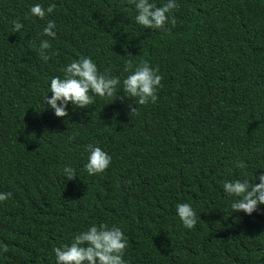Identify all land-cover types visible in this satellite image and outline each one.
<instances>
[{"label": "trees", "instance_id": "trees-1", "mask_svg": "<svg viewBox=\"0 0 264 264\" xmlns=\"http://www.w3.org/2000/svg\"><path fill=\"white\" fill-rule=\"evenodd\" d=\"M176 3L174 25L147 29L128 0H0V193H11L0 264H56L55 247L101 223L124 232L126 264H264V204L233 211L223 191L264 171V0ZM34 4L55 9L40 19ZM49 20L55 36L39 35ZM81 57L121 80L126 61L147 60L162 76L156 103L94 96L56 117L43 103L50 80ZM88 144L111 156L103 173L84 168ZM178 203L194 209V228Z\"/></svg>", "mask_w": 264, "mask_h": 264}, {"label": "clouds", "instance_id": "clouds-1", "mask_svg": "<svg viewBox=\"0 0 264 264\" xmlns=\"http://www.w3.org/2000/svg\"><path fill=\"white\" fill-rule=\"evenodd\" d=\"M136 10L135 21L147 29H162L166 23L175 24V20L169 21L168 13L175 10L178 5L176 0H167L162 6H157L151 0H128ZM54 4L45 9L40 4L30 7L33 16L44 19L46 13H52ZM13 32H19L23 24L19 20L12 21ZM56 25L49 20L43 28L44 37H54ZM51 44L48 39H41L39 44L40 56L43 60L50 59L48 50ZM55 53H52L54 55ZM124 71L128 75L121 80L112 76L105 70L101 73L90 57H81L73 60L64 69V76L52 77L50 80L51 96L45 95L43 103L54 111L56 117H67V105L71 103L77 108H87L95 103L94 96L110 97L116 99L135 98L136 104L147 105L156 103L157 91L161 87L162 76L159 70L152 68L147 60H140L136 65L132 60L125 62ZM122 91L123 95H119ZM91 93V94H90ZM135 104V105H136ZM129 115L138 114L137 106L128 104ZM71 139V137H70ZM88 151L87 163L84 168L89 175L103 173L111 163V156L95 144L86 145ZM238 168L246 167L244 161L234 162ZM66 180H72L76 174L72 167L63 168ZM259 183H250L248 179H234L223 181V191L236 197L231 203L233 211H243L251 215L257 210L258 205L264 204V171L256 180ZM11 193H0V202L7 200ZM176 214L187 229H192L197 224V214L188 203H178ZM127 238L118 226L109 227L106 223L92 224L87 230L76 234L70 243L55 247L56 264H126L123 259L127 248ZM8 252L7 244L0 243V254Z\"/></svg>", "mask_w": 264, "mask_h": 264}]
</instances>
